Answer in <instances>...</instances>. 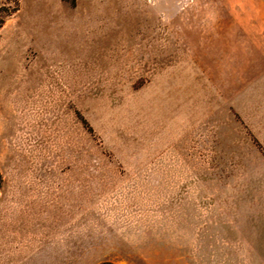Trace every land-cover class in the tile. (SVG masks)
<instances>
[{
	"label": "rangeland",
	"instance_id": "rangeland-1",
	"mask_svg": "<svg viewBox=\"0 0 264 264\" xmlns=\"http://www.w3.org/2000/svg\"><path fill=\"white\" fill-rule=\"evenodd\" d=\"M249 4L19 0L0 26V197L77 208L36 225L0 199V264H74L75 235L76 264H229L220 194L233 204L235 178L264 172L236 103Z\"/></svg>",
	"mask_w": 264,
	"mask_h": 264
},
{
	"label": "crops",
	"instance_id": "crops-1",
	"mask_svg": "<svg viewBox=\"0 0 264 264\" xmlns=\"http://www.w3.org/2000/svg\"><path fill=\"white\" fill-rule=\"evenodd\" d=\"M235 19L237 26L240 25L236 31L238 35L236 37L242 40L240 44H236V48L245 50V53L243 50L245 57L242 58V65L246 67L242 70L252 73L249 96H238L236 101L237 104L250 105L249 118L248 113L242 111L243 109L238 110V113L246 121L250 134L257 137L258 144H261L264 150V0H250L249 15L238 16ZM237 55L239 56V53ZM248 119H250L249 122ZM258 162L264 164V161ZM235 180L238 186L235 187L233 204L227 200L226 195L223 196V193L220 194L218 203V225L221 230L235 233V239L221 240L216 243L219 247L217 257L220 263L236 264L238 261L241 262L236 250L243 248L248 263L264 264V172L256 174L252 171L250 175L238 177ZM3 184L2 180L0 187L2 189ZM8 194L12 195L11 192ZM1 200H4L2 205L7 208L33 211L35 214L28 218L27 223L36 225H43L44 221L50 220L45 212L51 216V214H60L61 210L64 214L70 211L72 216V211L77 208L76 203L73 204L72 201L52 199L45 194L32 196L30 199L12 200L4 197ZM232 205L231 213L227 211V206L232 207ZM70 222L72 225V218ZM71 241H74L70 247L71 253L75 255L74 264H76L77 255L81 262V237L78 243L76 235L71 237Z\"/></svg>",
	"mask_w": 264,
	"mask_h": 264
},
{
	"label": "trees",
	"instance_id": "trees-1",
	"mask_svg": "<svg viewBox=\"0 0 264 264\" xmlns=\"http://www.w3.org/2000/svg\"><path fill=\"white\" fill-rule=\"evenodd\" d=\"M14 2H15V7L12 10H5V9L0 8V26L3 25L6 16L10 15L11 12L17 10L19 0H14ZM3 11L5 12L4 14H2ZM1 184H2V176L0 175V187H1ZM101 264H110V263L104 262Z\"/></svg>",
	"mask_w": 264,
	"mask_h": 264
}]
</instances>
